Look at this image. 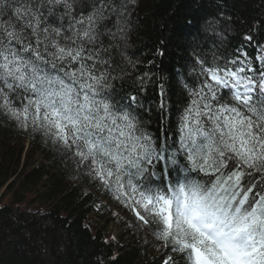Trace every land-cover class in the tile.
<instances>
[{
  "label": "snow or ice",
  "instance_id": "6c2138e0",
  "mask_svg": "<svg viewBox=\"0 0 264 264\" xmlns=\"http://www.w3.org/2000/svg\"><path fill=\"white\" fill-rule=\"evenodd\" d=\"M136 6L0 0V120L121 202L160 242L159 264H264V40L229 51L207 22L210 47L174 70L186 102L173 123L154 73L117 91L136 67ZM148 85L158 100L146 106Z\"/></svg>",
  "mask_w": 264,
  "mask_h": 264
},
{
  "label": "trees",
  "instance_id": "16d2710c",
  "mask_svg": "<svg viewBox=\"0 0 264 264\" xmlns=\"http://www.w3.org/2000/svg\"><path fill=\"white\" fill-rule=\"evenodd\" d=\"M134 3L126 56L136 67L117 80V91L125 94L135 77L154 73L168 89L173 123L186 102L183 77L174 70L191 59L193 49L210 47L207 22L217 21L229 51L247 34L264 40V0ZM140 98L154 105L155 87L148 85ZM115 211L141 232H133ZM119 223L116 236L109 229ZM153 239L121 202L77 174L42 139L0 120V264H159Z\"/></svg>",
  "mask_w": 264,
  "mask_h": 264
},
{
  "label": "rangeland",
  "instance_id": "374dc122",
  "mask_svg": "<svg viewBox=\"0 0 264 264\" xmlns=\"http://www.w3.org/2000/svg\"><path fill=\"white\" fill-rule=\"evenodd\" d=\"M25 143H26V147H28V143L26 141H25ZM36 158L38 159V157H36ZM115 212H117V216L119 218H121L122 222H125L128 225V227H130L133 230V232L137 230L136 229V224L134 223L132 225L130 217H128L125 213H123L121 211L120 212L119 211H115ZM120 226H121V223L111 225L109 230H111L116 236H118L117 234L119 233ZM137 232H141V231L137 230ZM153 240L155 242L154 245H155V250L157 252L158 251L157 248H158L160 242L159 241L156 242L155 239H153Z\"/></svg>",
  "mask_w": 264,
  "mask_h": 264
}]
</instances>
